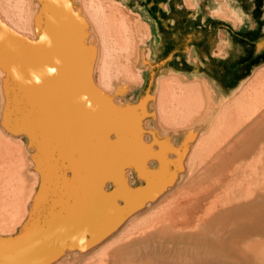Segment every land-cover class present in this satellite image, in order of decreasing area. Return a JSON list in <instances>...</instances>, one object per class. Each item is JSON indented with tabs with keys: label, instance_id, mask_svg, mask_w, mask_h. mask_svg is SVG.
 <instances>
[{
	"label": "bare ground",
	"instance_id": "6f19581e",
	"mask_svg": "<svg viewBox=\"0 0 264 264\" xmlns=\"http://www.w3.org/2000/svg\"><path fill=\"white\" fill-rule=\"evenodd\" d=\"M149 37L117 0H0V264H264V182H239L253 150L264 155V110L246 118L239 101L241 114L221 107L230 122L218 123L204 86L175 74L156 77L147 102L113 108L114 90L142 87ZM259 75L240 90L250 94ZM242 94L227 101L249 104ZM186 113L201 117L198 133L178 151L159 137L185 135ZM215 117L227 125L216 137ZM184 151L179 176L169 165ZM67 165L79 179L92 165L90 194L66 183ZM59 192L72 201H57ZM62 244L67 252L55 255Z\"/></svg>",
	"mask_w": 264,
	"mask_h": 264
},
{
	"label": "rangeland",
	"instance_id": "374dc122",
	"mask_svg": "<svg viewBox=\"0 0 264 264\" xmlns=\"http://www.w3.org/2000/svg\"><path fill=\"white\" fill-rule=\"evenodd\" d=\"M117 1L121 2L122 4L125 5L126 8H128L133 13H135L136 15H138L139 18H140V20H141V22L143 24L145 23V24L148 25V27L150 29V37L147 40V42L145 43L146 44V46H145L146 49L145 50H146L147 53H149V56H148L145 64L141 67L142 77H143L142 87L136 86V87H133V89H131L129 91L126 90L127 92L124 91L123 93H119V91L117 89L114 90V92L109 95L111 97V98L109 97V99L112 100L111 103H112L113 108H115L117 110L128 109L131 106V104H139V103H141L140 101L144 100L147 95H154L155 94L156 89H157L156 79L159 76H169V75L175 74V75H182V77H184V79L187 80L188 82H196V81L197 82L198 81L201 82V81H204V80L207 81V83L205 84V87H207V90H208V92L210 94L209 95L210 96L209 102L211 103L210 106L213 105V106H211L210 112L211 113L212 112H215V116L217 114L219 115L220 113H223V112H221V107H222V111H224L226 113V111L231 108L230 106H234L235 108L232 107L234 111L232 109H230V111L231 112L233 111V113H235L236 116H237V115L241 114L240 112H241V110H243L242 112H244V113H242V114L243 115H246L245 116L246 118H247V114L250 116V114L248 113L249 112L248 110H250V113H251L252 110L254 111L255 109H257L256 107L258 105H259L258 106V109L260 107L259 111L264 110V105L263 104L262 105L259 104V102L261 101L260 99L263 100V98H264V96H263L264 95V92L262 91L263 89L262 88H259V85L261 87L262 84H263L262 87H264V76H262V77H260V75L257 76L258 77L257 79H259V77L261 78L260 80L262 81V84H259V85L258 84H254L252 86V88L251 87H248V90H250L249 91L250 94L247 93L245 90H243V91L240 90L241 93H240V91H237V92L231 93L229 96L223 98L222 97L223 94L217 90L216 86L211 82V80L209 78L204 77L202 75H189L187 72H185L186 66L184 64L183 57H182V55H183L182 54V48L185 46V35H184L185 31H183V29L181 28V25H180V23L178 21H175L174 23H171L170 21L167 20V17H170L171 16V12L170 11H164L163 9H161V7H164V5L163 6L161 4L159 5L160 2H163L165 0H117ZM235 77H236V79L239 78V77H237V75H235ZM252 89L253 90H257L258 89L262 93L260 91L258 93V90H257L256 91L257 94H258L257 95L256 93H254L255 91H252ZM244 91H245V93H244ZM251 91H252V94L253 95L251 94ZM246 93L250 96L249 98H251L253 96V99H255V97H256V99H258L260 97L259 96L260 94H261V97L263 96V98H259L260 101L259 100H256L257 102L254 100L255 102H253V103L250 104V102H252L253 100L251 98V101H250V99L248 98V96H247ZM237 94H239V95L242 94L243 96H247L246 97V100L248 99L247 101H249V104L251 106H249V104L243 105L244 103L246 104V101L245 100H243V101L242 100H235L234 102H232V100H231L230 103L227 101L228 98H230V97L233 98V96H235ZM255 94H256V96H255ZM236 97H238V96H236ZM242 99H245V97H243ZM145 100H146V102L148 101L147 98ZM239 101H241L240 103H243V104H240L243 107L242 106L240 107L239 105H237V104H239L238 103ZM224 102L225 103L228 102L226 104L225 108L222 106V104ZM261 102L264 103L263 101H261ZM225 103H224V105H225ZM254 104H256V105H254ZM228 105H230V106H228ZM227 106L230 107V108H228ZM245 106H247V109L244 110V107ZM236 107L238 108L237 109L238 112L235 111L236 110ZM252 107H253V109H252ZM223 108H224V110H223ZM239 109H240V112H239ZM219 110H220V112H218ZM231 112H230V114L232 116V113ZM262 112L263 111H261L260 113H262ZM237 113H239V114H237ZM194 115H196V113H193V115H191V113H186L185 114V116H186L185 119L187 117L189 118V119L187 118V120H185L186 123L190 119L192 120L191 121V124L192 125L190 123H187L186 124L184 122V124L187 125V126L186 125L184 126V131L186 132V133H184L185 135H183L181 137H178L177 135H174L173 134V135H170V136L159 137V140H162V138L164 139V138L167 137L168 138V142H171V145L176 150L178 149V151H181L185 147L188 149V146L190 144H192L193 142H195V140L194 139L187 140V143H186V140H185L186 139V136H187V134L188 135H190V134L192 135V133H193V135L194 134L197 135L198 130H196V128H197L196 126H197V124L200 121L199 118H201L199 116H194ZM197 115H199V114H197ZM243 115H241V116L244 119V116ZM212 116L213 115L210 116L211 118L210 117L209 118L207 117L208 121H210V120L213 121ZM219 116H218L219 119L217 118V121L218 120L222 121L221 118H223L224 116L222 114H221L222 117H219ZM227 116H225L226 117L225 118L226 120L224 121V118H223V122H221V123H223V124L225 123V124L229 125L228 122H227V120L228 121L230 120L229 119L230 118L229 117L230 115L228 117ZM193 117L194 118L197 117L198 119L196 118L195 120H193ZM216 117H215V126H216V128H217V126L219 127V129L217 128L219 131L215 129V137L216 136H219L222 133V132H220V130L221 131H224V129L222 130V129H220V127L223 128L225 126L223 124H222L223 127L222 126H219L218 123L220 121H218V123H217L216 122ZM101 118L103 120H106V121H113V120H116L118 117L116 115L110 114L108 112L105 113V111H104L102 113V115H101ZM249 118H252V117L250 116ZM148 119H150V117L146 116V117H143L142 120L144 121V123H146V121ZM203 124H204V127H205L206 130L209 129L210 126L212 125L210 122L209 123L204 122ZM226 126L224 128H226ZM189 130L191 131V133H190ZM65 132L67 133V131H65ZM77 134L78 133H76V135ZM54 135L56 136V141L58 142V140H59V136L58 135L59 134L58 133H55ZM78 135H80V134H78ZM111 135H112V137L109 138V140L112 141V140H115L117 138V136L115 134H111ZM60 136H62V135L60 134ZM146 137H147V134H146V136L144 138H146ZM61 140L62 139H60L59 142H58V146H57L58 148H61L60 145H59V143L61 144V142H62ZM142 140H143V142H146V143L149 142V138L148 137L146 138V141L144 139H142ZM184 142L186 143V146L183 144ZM216 142H217V140H216ZM260 146L262 148L261 151L264 152V141L261 143ZM57 149H56V154H57V156H60L61 155V152L63 150L62 149L57 150ZM82 150L83 149L79 148V151H76L75 154L76 153L77 154H79V153L82 154L83 153ZM57 151H58V153H60L59 155H58ZM187 151H184L185 152V153H183L184 155L181 154V160L179 161V165H180L179 167H176V163H172V164L169 165V170L170 171H172V172L175 171L176 173L178 172V174H181L179 176H183V174L185 173L184 168H183V164L186 163L185 159H186V154H187L186 152ZM259 151L260 150H258V149L253 150V152H254L253 154L255 155L256 154L255 152L258 153ZM253 154H251L250 156H248L245 164H243L245 167L242 165L244 168H246L248 166L249 169L248 168L245 169V172L244 173H245V175L247 174L248 176L250 174V176L247 177V179H243L241 181H239V179L236 180V178H234V179H232L233 182L235 181V183H236V181H239V182H242V183H247V182H250L252 180V183H256V181H257V179L259 177H260V179H258V182L259 183H263L264 182V175H262V174H264V161H263L264 160V155L261 154V155H259V157H255ZM169 155H170V159H171L172 162H174V160L178 158L176 154H172V153L169 152ZM62 158L63 157L60 156V157H58V159H56V163L60 167H62L60 165L61 164V161H62ZM202 158H204V157H202ZM257 158L260 160V163L258 162V160H256V161L254 160V159H257ZM153 163H155V162H152L151 164L153 165ZM249 165H250V167H249ZM90 166H92V165H90ZM90 166L88 165V168H86V166H84L86 168L85 171H84V176H85L84 179L82 177H81V179H79L80 176H82L81 171H80V174L81 175L79 176V173L76 170L75 171H72L71 170V167L68 166V165H67V167H64V169L61 170V171H62V173H64L66 175L65 176L67 178V182L66 183H68L70 185H74L76 187H79V184H83L86 194H90V192H91V185H92V183H90V181H91V177L93 175L92 174V169H91ZM232 166L233 165L230 164L229 167L231 168ZM180 167H181V169H180ZM155 168H156V165H154L153 169H155ZM250 168H252V169L254 168V171L252 172V173H254L253 175L250 172L251 171ZM216 169L217 170L219 169L220 172H222V173L223 172H229V170H231V169H228V168L221 169L219 167L216 168ZM216 169H215V171H217ZM67 171L70 172V173L68 172V175H67ZM230 174H231V172H230ZM255 174H256V176H255ZM252 176H254L255 178H253ZM252 178L254 179L255 182L253 181ZM262 178H263V180H262ZM82 180H84V183H81ZM180 180H181V182L184 183L185 181H187V178H183V180L182 179H180ZM232 180L230 181V183H232ZM261 180H262V182H261ZM129 182L131 183L132 180L130 179ZM146 184L147 183H146L145 180H143V181L142 180L141 181L140 180H137V182L135 183V188H142ZM107 190H109V187L107 188ZM68 196H70V195H68L66 193H63V192H59L58 193V196L56 197V199H57V201H59V200L60 201H63L61 203L64 204V202H66V201H72V199H71L72 196H70V197H68ZM60 205L61 204L57 205L56 208H60ZM120 205H122V202H121ZM260 243L263 244V246H264V239H262V241L260 240ZM64 245L65 244H62L61 245L62 247L60 245L57 246L56 251H55V255L63 256V254L65 252H67L68 249ZM60 251H61V253H60Z\"/></svg>",
	"mask_w": 264,
	"mask_h": 264
},
{
	"label": "crops",
	"instance_id": "0c3cea01",
	"mask_svg": "<svg viewBox=\"0 0 264 264\" xmlns=\"http://www.w3.org/2000/svg\"><path fill=\"white\" fill-rule=\"evenodd\" d=\"M160 4L171 12L167 20L178 21L185 31V72L209 78L223 98L264 70V0H165ZM200 83L208 92L207 81Z\"/></svg>",
	"mask_w": 264,
	"mask_h": 264
}]
</instances>
